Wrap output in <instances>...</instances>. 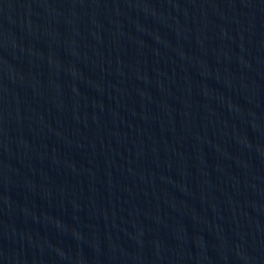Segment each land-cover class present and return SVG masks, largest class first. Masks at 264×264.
I'll list each match as a JSON object with an SVG mask.
<instances>
[{
    "label": "water",
    "instance_id": "water-1",
    "mask_svg": "<svg viewBox=\"0 0 264 264\" xmlns=\"http://www.w3.org/2000/svg\"><path fill=\"white\" fill-rule=\"evenodd\" d=\"M264 156V0H0V264H164Z\"/></svg>",
    "mask_w": 264,
    "mask_h": 264
}]
</instances>
